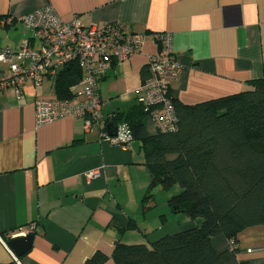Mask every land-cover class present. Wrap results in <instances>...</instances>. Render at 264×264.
Wrapping results in <instances>:
<instances>
[{
	"label": "crops",
	"instance_id": "0c3cea01",
	"mask_svg": "<svg viewBox=\"0 0 264 264\" xmlns=\"http://www.w3.org/2000/svg\"><path fill=\"white\" fill-rule=\"evenodd\" d=\"M45 5L63 22L118 23L145 35L138 52L111 65L98 81L103 118L136 101L148 56L160 50L157 32L169 34L180 65L169 86L173 101L192 105L264 79V0H0V48L18 50L25 39L36 47L22 18ZM0 69L7 72L8 65L0 63ZM54 79L38 85L26 79L19 98L9 88L0 90V264H89L97 252L106 255L100 264H115L117 241L150 246L199 226L201 218L169 206L178 184L157 186L144 199L150 173L139 139L112 145L97 128L84 131L80 118L36 126L35 101L57 97ZM81 88L82 81L71 97ZM143 125L148 135L158 132L148 116ZM92 171L97 174L89 177ZM129 223L134 226L126 228ZM29 231L31 246L16 255L9 238ZM212 245L218 252L237 249L230 264H263L264 225L249 226L235 238L215 235Z\"/></svg>",
	"mask_w": 264,
	"mask_h": 264
},
{
	"label": "trees",
	"instance_id": "16d2710c",
	"mask_svg": "<svg viewBox=\"0 0 264 264\" xmlns=\"http://www.w3.org/2000/svg\"><path fill=\"white\" fill-rule=\"evenodd\" d=\"M80 81L81 70L73 60L54 79L57 97H71ZM172 102L177 116L172 132L148 135L143 125L148 110L136 101L112 112L105 123L124 122L132 140L141 141L150 173L144 199L157 186L169 190L178 184L169 206L202 221L150 246L117 241L111 258L115 264H230L237 249L218 252L212 237L235 238L249 226L264 225V79L253 80L248 90L196 104ZM105 257L97 252L88 263L100 264Z\"/></svg>",
	"mask_w": 264,
	"mask_h": 264
},
{
	"label": "built area",
	"instance_id": "2783aa9c",
	"mask_svg": "<svg viewBox=\"0 0 264 264\" xmlns=\"http://www.w3.org/2000/svg\"><path fill=\"white\" fill-rule=\"evenodd\" d=\"M22 21L32 31L37 46H31V39H25L18 50L0 48V63L8 65L7 72L0 69V90L9 88L19 98L26 79L38 85L55 78L66 64L75 60L81 70L82 88L69 98L36 99V126L65 117L80 118L84 131L97 128L102 141L127 145L132 134L126 123H111L115 134L107 132L98 81L111 65L120 64L138 52L145 35L129 31L118 23L83 25L77 19L63 22L50 5L28 12ZM153 38L160 50L148 56V76L134 94L136 101L148 110L147 116L156 129L172 132L177 128V116L169 86L179 76L180 65L171 50L169 34L157 32ZM113 116L110 113L108 120ZM96 174L97 171H92L88 176Z\"/></svg>",
	"mask_w": 264,
	"mask_h": 264
},
{
	"label": "water",
	"instance_id": "95a60500",
	"mask_svg": "<svg viewBox=\"0 0 264 264\" xmlns=\"http://www.w3.org/2000/svg\"><path fill=\"white\" fill-rule=\"evenodd\" d=\"M106 128L109 135L115 134V128L110 123L107 124ZM32 239L33 234L29 231L26 235L10 237L8 245L16 255H21L29 249Z\"/></svg>",
	"mask_w": 264,
	"mask_h": 264
},
{
	"label": "rangeland",
	"instance_id": "374dc122",
	"mask_svg": "<svg viewBox=\"0 0 264 264\" xmlns=\"http://www.w3.org/2000/svg\"><path fill=\"white\" fill-rule=\"evenodd\" d=\"M76 90H79V89H76ZM135 91V90H134ZM104 102V101H103ZM175 187H177L178 188V186L177 185H175ZM170 191H171V189H170ZM176 193V192H175Z\"/></svg>",
	"mask_w": 264,
	"mask_h": 264
}]
</instances>
